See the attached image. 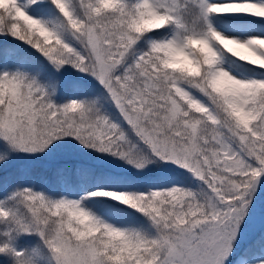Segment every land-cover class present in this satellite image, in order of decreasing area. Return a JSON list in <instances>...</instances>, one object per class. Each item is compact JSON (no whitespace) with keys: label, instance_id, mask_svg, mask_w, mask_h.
<instances>
[{"label":"snow or ice","instance_id":"snow-or-ice-1","mask_svg":"<svg viewBox=\"0 0 264 264\" xmlns=\"http://www.w3.org/2000/svg\"><path fill=\"white\" fill-rule=\"evenodd\" d=\"M0 264H264V0H0Z\"/></svg>","mask_w":264,"mask_h":264},{"label":"trees","instance_id":"trees-1","mask_svg":"<svg viewBox=\"0 0 264 264\" xmlns=\"http://www.w3.org/2000/svg\"><path fill=\"white\" fill-rule=\"evenodd\" d=\"M14 170V169H12ZM32 173L38 179H51L52 177V168L46 167L45 165L35 164L32 167Z\"/></svg>","mask_w":264,"mask_h":264},{"label":"rangeland","instance_id":"rangeland-1","mask_svg":"<svg viewBox=\"0 0 264 264\" xmlns=\"http://www.w3.org/2000/svg\"><path fill=\"white\" fill-rule=\"evenodd\" d=\"M37 164L44 165V164H42V163H37Z\"/></svg>","mask_w":264,"mask_h":264}]
</instances>
